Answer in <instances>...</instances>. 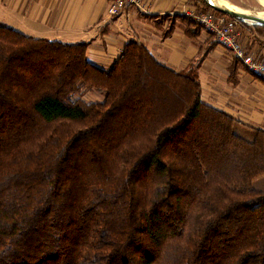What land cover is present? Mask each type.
Here are the masks:
<instances>
[{
  "label": "trees",
  "instance_id": "1",
  "mask_svg": "<svg viewBox=\"0 0 264 264\" xmlns=\"http://www.w3.org/2000/svg\"><path fill=\"white\" fill-rule=\"evenodd\" d=\"M86 49L0 24V264H264V127L202 101L198 62Z\"/></svg>",
  "mask_w": 264,
  "mask_h": 264
},
{
  "label": "crops",
  "instance_id": "2",
  "mask_svg": "<svg viewBox=\"0 0 264 264\" xmlns=\"http://www.w3.org/2000/svg\"><path fill=\"white\" fill-rule=\"evenodd\" d=\"M110 0H0V24L33 38L87 43L86 57L108 69L129 40L143 44L168 68L179 71L198 62L201 99L250 127H264V77L234 67L233 55L199 28L195 39L175 27L164 34L168 20L158 15H193L197 0H141L138 6L110 16ZM252 50L264 58V47ZM231 74V77H230ZM235 80V82H233Z\"/></svg>",
  "mask_w": 264,
  "mask_h": 264
},
{
  "label": "built area",
  "instance_id": "3",
  "mask_svg": "<svg viewBox=\"0 0 264 264\" xmlns=\"http://www.w3.org/2000/svg\"><path fill=\"white\" fill-rule=\"evenodd\" d=\"M141 0H110L107 7V14L110 16L121 13L124 9L132 6H138ZM199 22L203 23L205 29L213 33L217 43L229 51L247 71L264 77V58H259L246 52L237 40L236 32L237 21L226 15L216 16L213 13L193 15Z\"/></svg>",
  "mask_w": 264,
  "mask_h": 264
},
{
  "label": "rangeland",
  "instance_id": "4",
  "mask_svg": "<svg viewBox=\"0 0 264 264\" xmlns=\"http://www.w3.org/2000/svg\"><path fill=\"white\" fill-rule=\"evenodd\" d=\"M226 1L237 6L238 8L248 11L252 15H257L260 12H264V6L260 3L259 0H226ZM200 5L201 7L199 9V14L213 13L216 16L224 15V14H218L219 12H216L212 8L208 7L202 1L200 2ZM193 19L196 21V23L199 25L200 28L207 31L214 38L213 33H210L208 30H206L203 23L199 22L196 18H193ZM258 29L260 30L259 26H256L255 23L243 22V24L242 23L240 24L237 22L235 30L236 32H238L237 40L240 42L241 46L245 48L246 52L251 53L255 56H258L259 58H263L261 55L257 54L256 51L254 52V50H252L254 47H258V48L260 47V45L258 44V41L255 40L256 34L258 33L257 32ZM215 41L217 42L216 39ZM98 97L101 98L100 95L94 92L93 94L90 93V95L87 94L84 97V99L96 100L98 99ZM253 186L255 188H264V181L262 179H257L256 181H254Z\"/></svg>",
  "mask_w": 264,
  "mask_h": 264
},
{
  "label": "water",
  "instance_id": "5",
  "mask_svg": "<svg viewBox=\"0 0 264 264\" xmlns=\"http://www.w3.org/2000/svg\"><path fill=\"white\" fill-rule=\"evenodd\" d=\"M203 1L206 5H208L210 8H212L216 12L224 14L230 18H233L236 21L252 22V23L264 26V18L258 17L256 15H252V14H247L245 12L235 11V10H232L226 7H222V6L212 3L210 0H203Z\"/></svg>",
  "mask_w": 264,
  "mask_h": 264
},
{
  "label": "bare ground",
  "instance_id": "6",
  "mask_svg": "<svg viewBox=\"0 0 264 264\" xmlns=\"http://www.w3.org/2000/svg\"><path fill=\"white\" fill-rule=\"evenodd\" d=\"M212 3L216 4V5H219V6H222V7H226V8H229V9H232V10H235V11H240V12H245L247 14H251L249 13L248 11L246 10H243L241 8H238L237 6L231 4L230 2L226 1V0H210ZM260 3L264 6V0H259ZM256 16L258 17H261V18H264V12H260L258 13Z\"/></svg>",
  "mask_w": 264,
  "mask_h": 264
}]
</instances>
